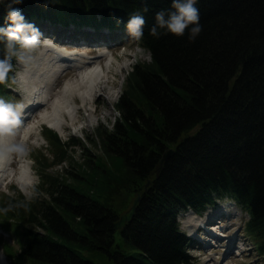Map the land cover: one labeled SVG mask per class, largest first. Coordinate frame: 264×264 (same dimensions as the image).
Returning a JSON list of instances; mask_svg holds the SVG:
<instances>
[{
	"label": "trees",
	"instance_id": "1",
	"mask_svg": "<svg viewBox=\"0 0 264 264\" xmlns=\"http://www.w3.org/2000/svg\"><path fill=\"white\" fill-rule=\"evenodd\" d=\"M7 2L0 0V27ZM170 5H12L39 29H73L84 36L82 28L92 27L95 38L103 28L127 32L130 15L140 12L146 24L138 43L150 55L129 71L113 126L101 124L87 135L91 147L43 129L53 153L52 161L44 154L37 160L43 196L0 199L4 225L20 238L17 264H191L179 215L188 209L203 214L225 198L248 214L245 233L264 264V0H197L202 31L194 42L187 32L159 39L149 34L155 13ZM6 88L0 85V96ZM75 147L83 150L81 160L73 155ZM168 149L174 154L156 174ZM64 163L61 172L49 170ZM138 194L132 220L115 229Z\"/></svg>",
	"mask_w": 264,
	"mask_h": 264
},
{
	"label": "rangeland",
	"instance_id": "2",
	"mask_svg": "<svg viewBox=\"0 0 264 264\" xmlns=\"http://www.w3.org/2000/svg\"><path fill=\"white\" fill-rule=\"evenodd\" d=\"M40 31L44 32V35H42L41 39L48 40L50 42H45L42 44L35 55H38L40 52L49 47L45 44L55 43V41L50 38L54 37L56 40L58 39L56 42L60 43V47L63 50L78 54V56H84L86 59H101L104 66L108 60L104 61L105 58L103 59L102 55H112L115 58V63L113 66L115 69V74L110 76V83L106 85L105 92H103L101 95L95 96L94 104L92 106L94 112L85 110L81 114L75 112V116H77L78 119H75L74 124H72V122L67 123L62 133H59L52 128L59 134L63 141H69L72 137L80 138L83 142L87 143V146L91 147V144L87 140V135L93 134L95 129L101 124L108 127L113 126L118 117V112L115 109V103L118 101L122 91L125 88L126 77L129 71L132 70L133 65L138 61H149L150 55L145 49L139 46L138 40L129 37L128 32L121 34L119 31H117V36L113 35L111 32L113 39H109V36L102 35L97 37V40L99 38L102 40L98 42L90 41L91 37H89L87 40H84L86 43L82 44L80 42L83 39H77L74 41L75 38H72V35H69L65 28H58L56 30L42 29ZM49 33L53 36L49 35ZM15 71L20 72L21 68L16 66ZM70 71L71 70L68 69L58 73L57 76L60 75V77L57 80V82H59H56L58 85L57 90L61 88V85L65 84L66 80L79 74L76 71L73 73ZM63 77L64 81L62 79ZM21 86L22 80L20 79L19 83L10 84L7 86L5 90L7 95L0 97L13 103H25L24 92ZM77 104L79 105L80 103L77 102ZM43 108L44 107H39L36 112L31 110L29 111L31 112L29 113L31 114L28 118L29 120L27 119L26 123L22 125H35V133L29 136L27 135L26 138L24 134V127L21 126L18 129V138L26 142L28 151L23 156L12 158V161L14 162L13 168L15 169L19 168L20 162L23 160L30 165L32 176L34 177L33 181L25 188H22L13 177L8 179L6 182L0 181V199L3 195L17 197L22 194L28 200H31L35 196H43L42 190H38L41 179L38 172L36 171V168L38 167L37 160L40 158L39 156L41 154H44L46 157H48L50 161L53 160V153L49 146L50 143L45 135V132L43 131L45 127L49 126L45 123H41L40 117H34ZM33 114L34 116H32ZM66 117L69 118L68 115H66ZM72 152L75 158L79 160L83 158V150L81 147L73 148ZM66 166H68V163L50 167L49 170L51 172H61L64 170V168H66ZM133 199L134 198H132L126 208L123 209L122 213L126 212L131 207ZM227 200L228 199H225L224 201L227 202ZM219 203H221V201ZM218 204L215 207H211L202 215H213L214 212L218 211L221 209L220 207L223 206ZM224 205H226V203H224ZM239 210L242 213L231 216L230 214L225 216V213L222 215L215 214L217 216L214 217V220L217 219L219 222L216 223V225H213V228H211L213 232L215 231L214 233H216V238L209 233L207 234V227L203 225V227L195 226V224L189 225L188 227L184 226V215L189 214L190 211H184L179 215L178 221H180L179 223L181 230L186 232V234L188 233L190 237L194 239H190L188 250L191 264H263L262 258L255 249L253 241L245 233V223L248 219V214L243 212L240 208ZM232 214L234 213L232 212ZM214 220L212 219L209 221L208 226L211 225L210 223L213 224ZM197 230H199L200 233H198L200 235L196 232ZM230 239H233V241H230ZM18 240H20V238L16 236V234L13 233L9 227L6 228L3 218L0 217V249L5 254L7 264L18 263L17 258H14V256H19L21 252V246L19 245ZM210 241L211 243H209ZM208 243L209 246L206 245ZM242 243L245 245L244 251H237L236 248L239 247L240 244L242 245ZM229 244H232L233 246V248L230 250H228ZM10 252L12 253L11 255L9 254Z\"/></svg>",
	"mask_w": 264,
	"mask_h": 264
},
{
	"label": "bare ground",
	"instance_id": "3",
	"mask_svg": "<svg viewBox=\"0 0 264 264\" xmlns=\"http://www.w3.org/2000/svg\"><path fill=\"white\" fill-rule=\"evenodd\" d=\"M45 45L49 47L35 55L30 65L24 68L20 67L21 88L25 98V103H23L27 105L22 124L26 123L27 114L30 110L36 112L39 107H44L38 114L32 116L40 117L41 123H45L51 129L53 128L62 133L67 123L72 122L74 124L75 119H78L75 112L79 114L84 110L94 112L92 106L95 96L105 92L106 85L110 83V76L115 74L113 67L115 58L112 55H102V58H105L104 61L108 60L104 66L101 59H86L84 56H78V54L63 50L58 42ZM68 69L71 70V73L76 71L79 74L68 80L65 79V84L57 90V83L59 82L57 80L60 77V75L57 76L58 73ZM62 79L64 81V77ZM30 101L33 102L30 103ZM35 101H39L37 106H34L37 104ZM77 102L80 104L78 105ZM21 126L24 127L25 137L35 133V125ZM13 163L11 158L4 163L3 167H0V181L6 182L13 177L22 188L30 185L34 178L30 165L23 160L20 162L19 168L15 169ZM215 214L222 215L224 212L219 209L213 215L204 216L190 211L189 214L184 215L183 224L187 227L193 224L195 226L203 225L207 227L206 233L216 238V233L212 229H210L211 231L208 229V222L214 220V217L217 216ZM230 241H233V239H230ZM231 245L229 244L228 250L231 249ZM0 264H7L5 254L1 249Z\"/></svg>",
	"mask_w": 264,
	"mask_h": 264
},
{
	"label": "clouds",
	"instance_id": "4",
	"mask_svg": "<svg viewBox=\"0 0 264 264\" xmlns=\"http://www.w3.org/2000/svg\"><path fill=\"white\" fill-rule=\"evenodd\" d=\"M20 3L22 0H8L5 26L0 27V52L3 53L0 58V85L19 83L21 73L15 71L16 66L24 68L30 65L41 45L50 42L41 39L43 34L40 29L27 22L19 8L12 7ZM196 4L197 0H171L169 9L155 13V23L149 34L159 39L167 34L183 37L187 32L188 40L194 42L202 31ZM145 24L146 20L140 12L132 13L126 24L129 37L141 40ZM26 107L24 103H13L0 97V167L9 159L23 156L28 151L26 142L18 138Z\"/></svg>",
	"mask_w": 264,
	"mask_h": 264
},
{
	"label": "water",
	"instance_id": "5",
	"mask_svg": "<svg viewBox=\"0 0 264 264\" xmlns=\"http://www.w3.org/2000/svg\"><path fill=\"white\" fill-rule=\"evenodd\" d=\"M83 30L86 31V32L89 31V32H91V33H94V32H95V30H93V28H91V27L85 28V29H83ZM72 34H74V33H72ZM74 35H75V34H74ZM173 154H174V150H173V149H168V150L163 154L162 158H161L160 161H159L158 167H157L156 170H155V173H156V174H158V172L162 169V167H163L165 161H166L167 159H169ZM149 184H150V182H147L146 187L149 186ZM140 201H141V195L138 194V195L134 198L131 207H130L126 212L122 213V214L120 215L119 220L114 224L115 229H117V230H122V229L125 227V225H126L128 222H130V221L132 220V218H133V216H134V214H135V211H136L137 205H138V203H139ZM219 204H220V203H219ZM192 211H193V210H192ZM193 212H195V211H193ZM210 217H211V216H210ZM213 222H214L215 225H216V223H218L217 219H215Z\"/></svg>",
	"mask_w": 264,
	"mask_h": 264
}]
</instances>
